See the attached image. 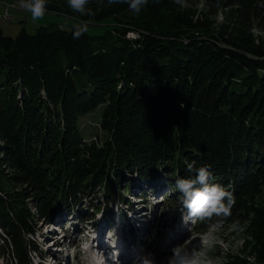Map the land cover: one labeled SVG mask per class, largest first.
Returning <instances> with one entry per match:
<instances>
[{
  "label": "trees",
  "instance_id": "obj_1",
  "mask_svg": "<svg viewBox=\"0 0 264 264\" xmlns=\"http://www.w3.org/2000/svg\"><path fill=\"white\" fill-rule=\"evenodd\" d=\"M183 1L154 0L141 16L158 23L136 41L118 25L127 5L107 0L88 5L86 19L110 20L100 36L74 39L73 27L50 24L14 38L0 28V259L12 250L15 264H34L31 253L42 254L29 235L40 222L63 225L62 210L74 217L89 190L178 202L175 180L195 162L234 203L194 230L249 219L250 253L264 264V0L207 2L208 15H224L216 28ZM48 9L66 13L54 0ZM100 104L107 137L88 141L80 119Z\"/></svg>",
  "mask_w": 264,
  "mask_h": 264
},
{
  "label": "rangeland",
  "instance_id": "obj_2",
  "mask_svg": "<svg viewBox=\"0 0 264 264\" xmlns=\"http://www.w3.org/2000/svg\"><path fill=\"white\" fill-rule=\"evenodd\" d=\"M153 1L154 0H148L147 5L143 7L139 13H133L128 9L127 18H122L121 21L123 23H118L120 27L127 29L125 33L127 39L131 41L139 40L144 33L147 34L149 32L148 28H150L151 25L158 23L157 21H144L141 16L144 10L150 9ZM54 2L66 13L49 11V14L42 20L33 22L30 18V14L16 6V0H0V28L5 35L16 38L23 30L28 34H34L36 29L42 25L58 24L64 29H71L75 23L87 18L81 17L78 13L71 12L67 7L66 0H54ZM207 2L208 4L213 3V0H184L183 5L189 7V14L191 11H194V16L196 18L199 16L202 20L204 17V22L212 24L211 27L216 28L224 21V15L222 12L208 15V11H213V8L207 5ZM153 18L155 17H151V20H153ZM86 20L89 24L88 33L92 35L100 36L107 28H110V20L102 22H96L94 19ZM136 21L141 25L137 24ZM111 22L113 21L111 20ZM166 22L171 23V20L168 18ZM147 23H149L148 28L145 26ZM253 31L256 34L261 32L259 28H254ZM119 34H122V32H116V35ZM105 106V104L98 105L97 108L80 119L81 133L88 141L95 139L98 142H102L107 137V132L103 131L100 126ZM3 168L10 174H13V171L8 169L4 164ZM71 171L73 170L71 169ZM113 171L114 170L111 171V176L115 178ZM123 177V179L129 178L130 181L137 180L136 177H132L130 174H124ZM117 182L118 181H114L115 184ZM3 185L7 186L8 184L3 183ZM102 186L107 187L109 183H103ZM103 195L104 193L102 190L100 192L97 190H89L86 192L85 198H82L83 200L76 207V209H79V212L74 217L65 215V212L62 210L61 221L63 225L59 226L58 234L60 235L56 237L52 236L55 234L54 231H51L54 228L52 225L50 226V224L40 222L35 228L36 232L33 235H29L30 239L42 254L31 253V256H29L33 263L39 264L37 255H39L42 260L44 259L42 264H50L52 255L60 259L62 258L64 264H85L88 263L89 258L99 257L100 255L96 249L97 241L96 239L93 240V238L102 233L105 241L108 242L110 241V236L114 234L112 229L110 232L107 230L108 221H110L111 217L106 216L105 213L113 211L115 214H123L126 212L127 208H130L135 209V214L138 213V210L142 211L133 217L134 220L133 218L130 219V215H128L126 219L128 224L126 229H129L131 235L129 242L125 244V248H128L131 254L134 255L133 259L138 252L144 250L149 244H151L153 248H157L160 254H163L164 252H169L173 245L183 243L186 248H196L197 250L206 248L205 255L207 264H233V255L235 254L246 256L249 260L253 261V264H256L255 255L250 253L252 250L251 246L253 243L255 244V242L252 238V234L248 231L251 222L249 219L244 220L241 224L236 223L222 227L211 226L207 230L198 232L194 230L196 221H189L187 224L182 221L179 201H170L164 196H158L157 198L155 197V193L144 194L142 200H135L129 193L124 192L122 189L120 190V187L117 188L116 185H114L113 188L112 200L110 197L104 198ZM262 195H264V192ZM262 198L264 201V197ZM125 199L126 203L124 202ZM163 200H165V202H162ZM134 201H137V204L134 203ZM99 207L101 209H98ZM89 214H92L91 219L86 220ZM174 214L176 216H174ZM174 217L176 222H172V218L174 219ZM252 217L251 219H253ZM134 226L137 227V230ZM182 226H187L188 228L181 230L180 228ZM115 227H117V225ZM170 227H173L172 231H170ZM83 228H85L88 233L84 232L85 236L81 237L85 240L82 246V242L77 238ZM0 231L1 233L4 232L1 229ZM153 232L155 233L154 238L149 242L147 238L151 236ZM63 236L65 238H63ZM54 238H62L61 246L58 248L62 251H56V248L49 247L52 245V239ZM114 238L116 239V236H113V239ZM245 240L248 241V244H246ZM0 243H4L1 237ZM112 244L117 245L116 243ZM113 248L117 249V247H109V250ZM121 250L122 248H119L116 253L117 255L115 254L113 256L116 258ZM76 252L78 254L73 258ZM123 260L124 259L120 262H123ZM166 261L167 260L162 259L160 263L156 262V264H166ZM0 264H15L12 250L9 254H6L0 259Z\"/></svg>",
  "mask_w": 264,
  "mask_h": 264
},
{
  "label": "clouds",
  "instance_id": "obj_3",
  "mask_svg": "<svg viewBox=\"0 0 264 264\" xmlns=\"http://www.w3.org/2000/svg\"><path fill=\"white\" fill-rule=\"evenodd\" d=\"M90 0H66L68 9L78 13L81 17L91 15L88 8ZM109 5L126 4L133 13H139L148 3V0H107ZM19 9L30 14L33 22L42 20L49 14L48 0H16ZM73 38L88 33L87 20H80L73 26ZM187 171L192 175L188 178H177L175 188L179 193V209L182 213V221L187 224L197 219L204 220L215 217H226L230 214L234 200L232 194L223 186L209 182V171L206 167H196L195 162L187 164ZM155 233L147 239L149 242ZM206 248H186L183 243L175 244L170 249L166 264H207ZM132 264H156L154 254L141 250L134 257Z\"/></svg>",
  "mask_w": 264,
  "mask_h": 264
},
{
  "label": "bare ground",
  "instance_id": "obj_4",
  "mask_svg": "<svg viewBox=\"0 0 264 264\" xmlns=\"http://www.w3.org/2000/svg\"><path fill=\"white\" fill-rule=\"evenodd\" d=\"M7 16V15H6ZM98 235V234H97ZM98 237V236H97ZM99 238V245H100V247H99V252L101 253V255L102 256H104V255H106L108 252H110V251H112V250H109V247L110 246H108V245H106V242H104V240H103V238H102V236H99L98 237ZM93 240H95V239H93ZM89 249V248H88ZM116 249V248H115ZM117 249H118V246H117ZM95 250V249H94ZM92 252H93V250H92ZM95 252V251H94ZM96 253V252H95ZM115 258V257H114ZM122 259V258H121ZM120 258H118V260L120 261L121 260ZM106 262L105 261H103L101 264H105ZM130 263H132V260L131 261H129L127 264H130ZM113 264H117V262H113Z\"/></svg>",
  "mask_w": 264,
  "mask_h": 264
}]
</instances>
